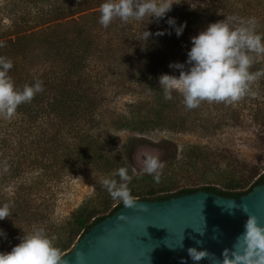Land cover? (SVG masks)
I'll list each match as a JSON object with an SVG mask.
<instances>
[{
	"label": "trees",
	"instance_id": "obj_1",
	"mask_svg": "<svg viewBox=\"0 0 264 264\" xmlns=\"http://www.w3.org/2000/svg\"><path fill=\"white\" fill-rule=\"evenodd\" d=\"M190 1L192 6L187 11L167 15L162 31L171 33L172 50L182 60H187L192 37L226 17L244 20L255 17L256 32L264 34V0ZM104 2L0 0V41L5 44L0 47V56L13 62L9 76L21 90L36 80L42 81L44 87L30 103L20 105L12 119L0 117V205L10 201L14 205L9 218L0 221V229L7 234L6 239L0 238V252H10L24 235L43 227L49 236L57 237L55 245L62 250L63 256L67 254L76 243V236L82 238L95 225L125 206L120 201L111 209L109 199L102 196V211L85 204L73 214L70 222L51 227L45 214L47 210L42 211V207L47 204L55 185L83 167L106 171L118 168L102 137L110 127L139 133L177 127V120L172 115L185 107L184 103L177 94H173L171 101L164 100L163 90L152 81L154 72L151 71H138L132 83L123 84L137 102L129 106L128 114L114 119L108 117L107 101L116 96L115 89L122 87L121 79L113 83L109 68L97 65L93 50L95 46L100 48L98 43L102 40L95 42L84 32L88 27L87 15L100 9ZM169 18H175L177 25L186 23L179 38L167 23ZM64 21L70 29L61 33L60 24ZM233 26H240L239 20L234 21ZM39 50L43 61L34 60V54ZM143 52L142 57L148 60L150 56L145 57L146 51ZM135 53L133 58L139 57ZM254 61L251 72L264 69V56L254 55ZM256 88V92L264 88V77L258 80ZM252 100L256 102L255 98ZM263 114V108L253 110V120L262 121V126ZM235 115L234 119L239 123L241 115ZM4 161L9 165L7 172L3 171ZM252 175L257 176L258 171ZM12 179L16 186L10 194L5 185ZM263 184L264 173L247 190L243 189L245 184L238 183L228 189L205 186L181 189L172 194L159 193L153 187L141 188L132 195L140 199L137 201H165L206 191L236 199ZM35 196L39 197L38 201ZM93 214L99 215L93 217Z\"/></svg>",
	"mask_w": 264,
	"mask_h": 264
},
{
	"label": "rangeland",
	"instance_id": "obj_2",
	"mask_svg": "<svg viewBox=\"0 0 264 264\" xmlns=\"http://www.w3.org/2000/svg\"><path fill=\"white\" fill-rule=\"evenodd\" d=\"M173 2L175 4L169 13L187 11L192 6L190 0ZM100 15V9L90 11L85 21H88V27L84 32L95 42L102 40L97 42L100 48L95 46L93 50L97 65L109 68L110 81L113 83L116 79H121L122 87L115 89L116 96L107 101L110 113L108 117L114 119L127 115L129 106L137 103L136 98L123 88V84L132 83L138 71L154 72L152 81L160 86L159 77L162 74L179 76V71L171 69L170 64L184 63L186 70L189 66L186 64L187 60H182L172 50L169 34L157 35L163 31L167 15L160 20L145 17L141 21L128 22L117 18L107 28L99 23ZM78 19L79 17L75 20ZM60 25L61 33L70 29L65 21ZM145 31L152 34L148 40L144 37ZM143 50L146 51L145 57L149 55L151 60L142 57ZM134 53L139 57L133 58ZM34 55L35 61H43L40 50ZM256 84L258 81L252 85L253 91L257 90ZM173 94L180 96L183 101L178 92ZM254 98L256 102H253V97L246 96L235 104L205 101L197 109L179 108L172 115L177 120V127L173 130L158 129L139 133L110 127L102 137L109 156L118 168L106 171L83 167L57 183L47 204L42 207V211L47 210L45 214L50 224L52 223L50 226L70 222L73 214L85 204L102 211V196L109 199L111 209L114 208L120 201L109 195L103 186V180L112 178L119 182L118 169L121 167H126L132 177L127 182L131 193L152 187L159 193L167 194L205 186L228 189L238 183L245 184L243 189L247 190L264 173V126L262 121L253 120V110L258 107L264 109V88ZM236 113L241 115L239 123L234 119L237 117ZM149 155L164 162L159 184L155 183L153 175L144 172V159ZM256 170L258 175L253 176ZM15 186L16 181L10 180L5 185L7 193L11 194ZM38 198L35 196L36 201ZM98 215L93 214V217ZM80 239V236H76V242Z\"/></svg>",
	"mask_w": 264,
	"mask_h": 264
},
{
	"label": "clouds",
	"instance_id": "obj_3",
	"mask_svg": "<svg viewBox=\"0 0 264 264\" xmlns=\"http://www.w3.org/2000/svg\"><path fill=\"white\" fill-rule=\"evenodd\" d=\"M173 4V0H105L100 7L99 23L107 28L117 18L123 22L141 21L145 17L160 20L172 10ZM237 20L240 26L234 27L233 22ZM167 23L174 28L178 38L187 27L186 23L177 25L175 18H169ZM256 26L255 17L244 20L231 16L209 24L204 31L192 37V47L187 53V70L184 63H173L169 67L178 70L179 76L162 74L159 77L164 100H173V92H178L183 97L185 108L193 110L205 101L235 104L246 96L256 97L257 92L252 90V85L264 77V69L250 71L255 62L254 55L264 56V34L257 33ZM165 34L171 33H157ZM151 35L148 31L144 33L146 40ZM4 46L0 41V47ZM12 68V60L0 56V117L8 120L16 115L20 105L30 103L44 91L40 80L18 89L9 76ZM164 166L158 157L149 155L144 159V172L153 175L157 184L161 182ZM8 169L9 165L4 161L3 171ZM118 176L119 182L112 178L104 179V188L114 200L122 201L126 209L135 208L138 203L127 183L132 179L129 170L119 168ZM13 206L11 201L0 205V221L9 218ZM229 209L230 212L239 209L248 217L244 231L232 248L223 252L222 260L206 250L190 248L188 253L194 264L204 259L212 261V264H264V225L257 216L248 213L247 205L230 204ZM0 238H7L3 229H0ZM56 239L55 235L49 236L43 227L35 228L24 235L10 252H0V264H65L62 250L55 245ZM83 259L82 254L77 255L78 264H83ZM181 264L187 262L182 260Z\"/></svg>",
	"mask_w": 264,
	"mask_h": 264
},
{
	"label": "water",
	"instance_id": "obj_4",
	"mask_svg": "<svg viewBox=\"0 0 264 264\" xmlns=\"http://www.w3.org/2000/svg\"><path fill=\"white\" fill-rule=\"evenodd\" d=\"M95 225L63 256L65 264H194L188 250L219 259L244 231L247 216L229 205H247L264 225V184L240 198L199 191L165 201H137ZM203 233V234H201ZM199 242V243H198ZM199 264H212L204 259Z\"/></svg>",
	"mask_w": 264,
	"mask_h": 264
}]
</instances>
